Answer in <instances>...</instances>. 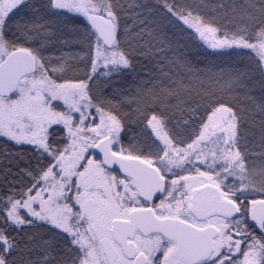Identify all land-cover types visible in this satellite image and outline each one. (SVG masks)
<instances>
[{
  "label": "snow or ice",
  "instance_id": "6c2138e0",
  "mask_svg": "<svg viewBox=\"0 0 264 264\" xmlns=\"http://www.w3.org/2000/svg\"><path fill=\"white\" fill-rule=\"evenodd\" d=\"M0 138V264H264V0H0Z\"/></svg>",
  "mask_w": 264,
  "mask_h": 264
},
{
  "label": "trees",
  "instance_id": "16d2710c",
  "mask_svg": "<svg viewBox=\"0 0 264 264\" xmlns=\"http://www.w3.org/2000/svg\"><path fill=\"white\" fill-rule=\"evenodd\" d=\"M82 18H75V22L79 24ZM182 43L186 45L184 51L189 55V57L197 64H214L217 68L219 67H229L233 64H238L241 61L247 63V57H237V56H211L209 53L211 50L206 49L205 47H201L202 42L198 39H194L189 37L187 34H184V38ZM81 49V45L74 44V51H79ZM68 51V49H66ZM59 54V53H57ZM69 68L64 73L65 79L75 80L79 78H84V72L87 70L85 67V62L80 60H68ZM140 65L138 64V68ZM103 71V69H101ZM103 79V78H101ZM131 78L121 77V80L125 82L129 81ZM99 83L95 85V87H99ZM256 95H259V90H257ZM249 133H255L251 135ZM188 133H185L187 135ZM241 134L246 135L247 146L249 151L252 153H257L261 151L259 145V129L257 127H253L250 123L244 124L241 129ZM8 155L5 156L4 154ZM251 160L259 162L260 157L256 155H251L249 157ZM9 161H12L10 163ZM35 163L34 158H32V153L30 151V146L26 145H15L11 141H7L6 138H0V195L4 194L9 190L10 187L15 185L16 187L20 186L21 177L18 175V167H24L26 164ZM25 178V182H26Z\"/></svg>",
  "mask_w": 264,
  "mask_h": 264
},
{
  "label": "rangeland",
  "instance_id": "374dc122",
  "mask_svg": "<svg viewBox=\"0 0 264 264\" xmlns=\"http://www.w3.org/2000/svg\"><path fill=\"white\" fill-rule=\"evenodd\" d=\"M14 143V142H13ZM15 144V143H14ZM26 146H28V145H26Z\"/></svg>",
  "mask_w": 264,
  "mask_h": 264
}]
</instances>
